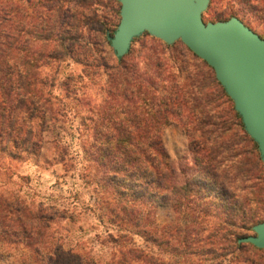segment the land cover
<instances>
[{"label":"trees","instance_id":"1","mask_svg":"<svg viewBox=\"0 0 264 264\" xmlns=\"http://www.w3.org/2000/svg\"><path fill=\"white\" fill-rule=\"evenodd\" d=\"M6 1L0 0V179L12 174L3 159L44 156L51 122L55 120L53 128L57 127L60 117L68 114L69 98L82 94L87 104L101 106L92 158L101 167L97 185L111 198L103 200L101 210L106 213L99 212L98 217L104 223L106 216L115 229H106L104 237L95 236L108 254L83 243L81 249L67 248L56 226L75 220L69 208L36 203L0 187V241L28 249L30 264H170L168 252L183 256L185 264L203 257L196 264H204L213 260V250L219 251L216 258L230 257L225 264H264V248L239 242L264 221L257 210L246 213L239 227L222 234L203 235L202 221L191 222L183 231L179 225L159 230L152 226L163 204L178 207L188 200L199 213L211 204L226 214L239 205L237 190L246 192L247 202H261L264 196L258 144L245 130L213 67L182 40L168 44L148 32L144 34L150 36L151 54L142 71L132 47L123 58L109 55L110 37L121 20L120 0H39L31 9L16 0ZM244 3L246 7L215 21L236 16L253 29L245 15L252 11L264 16V0ZM113 15L120 17L116 23ZM93 30L99 39L90 37ZM186 51L200 61L192 64L193 69L190 61L177 65L173 60ZM62 62L67 67L78 64L80 71L62 72ZM92 85L101 93L98 101L88 93ZM171 122L182 124L193 136L190 150L197 169L184 185L174 180L176 171L163 141V130ZM50 141L56 160L63 161V145L57 139ZM137 236L146 244H139ZM251 250L246 258L234 255Z\"/></svg>","mask_w":264,"mask_h":264},{"label":"rangeland","instance_id":"2","mask_svg":"<svg viewBox=\"0 0 264 264\" xmlns=\"http://www.w3.org/2000/svg\"><path fill=\"white\" fill-rule=\"evenodd\" d=\"M9 1L10 3L14 2V0H7L6 2ZM103 1L107 2L108 0ZM16 2L28 9H31L33 5L40 4L39 0H34L32 3H29V0H16ZM244 7H246L244 0H211L208 9L203 14V19L205 21H215L217 18L228 16L233 9ZM101 10L100 14L103 13ZM245 17L246 22L252 26L253 30L261 37H264V16L249 11ZM119 18L113 15V23H116ZM90 37L99 39L100 36L98 32L93 30ZM149 44L150 36L142 34L131 46L134 52L136 51L135 53H137L134 61L141 71L147 61L146 57L151 54ZM180 47L182 45L178 46V48ZM188 52L187 54L176 55L173 60L177 65L190 61L188 64L189 69H193L192 64H199L200 61ZM108 54L114 55V50L109 49ZM56 65L53 70L56 69ZM65 66V63L62 62L60 71L65 73L70 72V70L79 72L81 68L80 65L74 63H71L69 67ZM88 93L91 95L90 98L93 97L94 101L101 99V93L94 85L89 87ZM78 97L80 98H69L67 101L68 114L60 117L57 127L53 128L55 120L51 122L52 126L46 134L47 143L43 150L44 156H31L23 161L10 160V158L3 159V164L9 168L12 174L10 178H6L5 175L1 177L0 187H2V190L7 189L8 191L18 192L36 203H54L61 207L69 208L72 211L70 212L74 214L75 220H65L56 226L58 238L64 243L63 246L81 249L80 243H83L88 246L86 248L93 246L96 252L105 254L107 247L102 246L95 236L100 234L104 237L106 229L110 232L115 228L107 221L106 216H103L104 223L99 221V212L106 213L105 210H101V208L105 207L103 200L106 197H110V195L109 192H105L101 185H97L101 180V167L92 158L95 147L91 145L97 131L95 126L97 118H101L98 117L101 106L99 105L95 108L87 104L82 94H79ZM56 112L54 105L52 115L55 116ZM191 137H193L191 133L178 122H171L163 130V141L171 156L172 165L176 171L174 180L178 185H184L196 174L197 167L194 163L193 153L190 150ZM53 139L59 140L60 144L63 145L61 149L63 161L56 160L57 156L54 155L55 147L53 142L50 141ZM240 143L244 146L243 142ZM85 144L89 146L88 150H85ZM236 194V199L239 197V205L234 212H228L230 214L220 213L219 209H216L211 204H205L208 211L199 213L198 210H195V204L188 200L181 202L178 207L173 205V203L160 205L153 218V229L159 230L164 226L171 228L179 225L183 231L191 222L202 221L204 223L203 229H205L202 234L208 236L210 231H213V233L218 231L222 234L226 231H232L236 226L239 227L245 214H249L252 210L259 211L262 213V218L264 217V196H261V202L254 200L247 202L246 192L237 190ZM217 202L221 203L220 200H217ZM231 219L235 221V224H232ZM62 227L68 230L66 231ZM249 233L254 234V231ZM66 234L67 236H65ZM136 241L141 245L146 244L140 236L136 237ZM213 251L214 253L211 255L213 260L204 264H220L222 258H224L223 264H225L230 258L229 256H218L216 258L219 251ZM250 252L252 250L246 253L235 252L234 255L245 257ZM29 253V250L23 246L11 245L0 241V264H22V262L30 264ZM172 255L170 252L167 254V261L170 264H185L183 256L174 257ZM261 255L264 256V252ZM202 259L203 257L199 258L196 256L192 262L193 264L201 263Z\"/></svg>","mask_w":264,"mask_h":264},{"label":"water","instance_id":"3","mask_svg":"<svg viewBox=\"0 0 264 264\" xmlns=\"http://www.w3.org/2000/svg\"><path fill=\"white\" fill-rule=\"evenodd\" d=\"M121 20L111 39L116 57L123 58L135 38L145 32L168 44L182 40L213 67L234 101L245 130L258 144L264 163V37L233 16L205 21L211 0H120ZM240 243L264 248V221Z\"/></svg>","mask_w":264,"mask_h":264}]
</instances>
